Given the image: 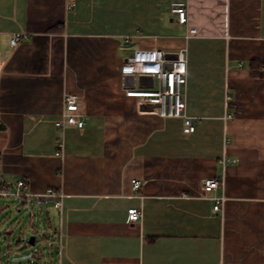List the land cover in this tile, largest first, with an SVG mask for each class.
<instances>
[{
  "label": "crops",
  "instance_id": "1",
  "mask_svg": "<svg viewBox=\"0 0 264 264\" xmlns=\"http://www.w3.org/2000/svg\"><path fill=\"white\" fill-rule=\"evenodd\" d=\"M75 3L0 0V179L63 193L61 208L44 207L59 264H264V67L250 65L264 62V0ZM180 3L185 25L171 11ZM16 32L28 38L12 47ZM152 49L168 59L186 50L195 132L126 95L155 87L151 75L121 72ZM66 94L78 97L83 128L56 127ZM208 178L223 185L204 198ZM213 197L225 198L222 211ZM7 208L0 201L1 217Z\"/></svg>",
  "mask_w": 264,
  "mask_h": 264
},
{
  "label": "built area",
  "instance_id": "2",
  "mask_svg": "<svg viewBox=\"0 0 264 264\" xmlns=\"http://www.w3.org/2000/svg\"><path fill=\"white\" fill-rule=\"evenodd\" d=\"M76 5L75 0H67V8L72 9ZM177 15L179 24L188 23V9L184 3L174 4L171 10ZM196 29L189 28L187 38L195 34ZM25 33L16 32L11 35L10 43L15 47L21 40L27 39ZM125 39L130 40V36ZM187 63L188 58L186 50H180L173 58L168 59L162 49L138 50L133 55L127 57L121 68L124 75H151L157 78L159 86L132 88L126 91L129 97H137L140 102H150L158 106L157 113L162 117H177L184 121L183 132L190 134L196 131L199 118L191 117L186 114V92L187 84ZM229 99V96H227ZM79 101L74 94H66L64 98V112L59 120L56 121V127L63 131L66 125L84 127V121L79 118ZM63 140L59 141L57 147L63 149ZM234 162L225 156L220 159V164L224 167L230 162ZM141 181L132 180V187L138 191L141 187ZM223 185V181L217 178H208L202 186V196L211 198L210 194ZM63 193L53 188H48L45 192L36 193L30 190L29 184L19 178L15 182H8L0 179V198H10L21 201L26 205H36L45 207L53 203L54 207L61 208ZM215 200L214 210L222 211L224 197H213ZM128 218L131 223L140 221L142 210L140 208H129Z\"/></svg>",
  "mask_w": 264,
  "mask_h": 264
},
{
  "label": "rangeland",
  "instance_id": "3",
  "mask_svg": "<svg viewBox=\"0 0 264 264\" xmlns=\"http://www.w3.org/2000/svg\"><path fill=\"white\" fill-rule=\"evenodd\" d=\"M158 86L156 79L155 88ZM0 201L8 203V212L5 210L3 214H6L0 216V258L15 264H59L60 249L50 239L53 233L47 223V209L25 204L19 211L13 207L17 200L0 198ZM48 211H51V206ZM49 218L54 227V218L51 215ZM30 236L36 237L35 245L28 244Z\"/></svg>",
  "mask_w": 264,
  "mask_h": 264
},
{
  "label": "trees",
  "instance_id": "4",
  "mask_svg": "<svg viewBox=\"0 0 264 264\" xmlns=\"http://www.w3.org/2000/svg\"><path fill=\"white\" fill-rule=\"evenodd\" d=\"M250 65H251L252 69H258L259 70L260 68L264 67V62H261V61H258V60H254V61L251 62ZM50 239L52 240L53 237L50 236Z\"/></svg>",
  "mask_w": 264,
  "mask_h": 264
},
{
  "label": "water",
  "instance_id": "5",
  "mask_svg": "<svg viewBox=\"0 0 264 264\" xmlns=\"http://www.w3.org/2000/svg\"><path fill=\"white\" fill-rule=\"evenodd\" d=\"M35 240H36V237L35 236H30V238L28 240V244L35 245Z\"/></svg>",
  "mask_w": 264,
  "mask_h": 264
}]
</instances>
